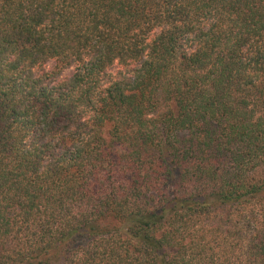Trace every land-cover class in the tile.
Masks as SVG:
<instances>
[{"label":"trees","instance_id":"trees-1","mask_svg":"<svg viewBox=\"0 0 264 264\" xmlns=\"http://www.w3.org/2000/svg\"><path fill=\"white\" fill-rule=\"evenodd\" d=\"M0 264H264V0H0Z\"/></svg>","mask_w":264,"mask_h":264},{"label":"rangeland","instance_id":"rangeland-1","mask_svg":"<svg viewBox=\"0 0 264 264\" xmlns=\"http://www.w3.org/2000/svg\"><path fill=\"white\" fill-rule=\"evenodd\" d=\"M55 65H56V61L52 59L46 63L45 68L47 70H52L55 67ZM72 73H73V68H68V69L64 70L62 75L63 76H70Z\"/></svg>","mask_w":264,"mask_h":264}]
</instances>
